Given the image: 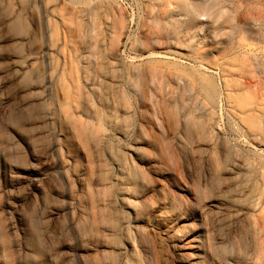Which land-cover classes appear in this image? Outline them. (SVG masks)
<instances>
[{
    "label": "bare ground",
    "instance_id": "6f19581e",
    "mask_svg": "<svg viewBox=\"0 0 264 264\" xmlns=\"http://www.w3.org/2000/svg\"><path fill=\"white\" fill-rule=\"evenodd\" d=\"M158 7L152 47L139 44L138 63L124 66V35L113 38L121 24L100 2L70 10L46 0L47 107L32 121L39 112L35 57L0 58L8 66L2 92L15 90L6 103L9 124L0 130V158L21 147L27 152L25 165H8L19 179L13 190L26 193L11 225L16 248L0 215V264H23L38 256L36 248L45 256L54 228H41L39 217L28 225L26 217L43 206V196L52 203L59 186L76 264H264V160L227 141L216 114L221 101L195 58L200 46L245 60L242 77L261 95V115L238 107L229 132L264 150V70L232 43L239 27H264V0H161ZM197 16L206 17L201 34L192 27ZM18 20L11 12L0 22V51L25 50L26 42L10 34ZM16 125L31 145H23ZM32 145L51 149L36 156ZM48 157L55 166L42 168ZM57 217L51 212L48 221ZM71 262L61 252L60 264Z\"/></svg>",
    "mask_w": 264,
    "mask_h": 264
},
{
    "label": "rangeland",
    "instance_id": "374dc122",
    "mask_svg": "<svg viewBox=\"0 0 264 264\" xmlns=\"http://www.w3.org/2000/svg\"><path fill=\"white\" fill-rule=\"evenodd\" d=\"M3 1L4 5L1 7L0 22L4 18L5 14H9L11 12L18 14V23L11 30L10 34L23 39L26 42V47L23 51L21 49L13 50V48H4L0 51V58L10 55L23 54H33L35 57V74H33L35 77L31 79V82L37 87V92H39V102L37 103L39 105V112L36 116L34 115V117H31L32 121L36 119L35 117L42 116L45 108L47 107L46 93L44 91L46 86L47 62L43 57L45 49V20L42 12L43 4L46 0ZM49 1L54 2L59 7L69 8L70 10L77 6L89 7L95 2H100L106 8L108 15H110V20L121 24L122 31L115 30L113 38H119L120 35H124V39L119 46V53L121 54L120 63L124 66L131 63H138L135 60V56L138 55L137 48L139 44L147 43L150 46L153 34H155L159 28L158 22L161 17V12L158 4L161 0ZM205 22V16H197L195 21L192 23L193 30L200 34L203 33L205 30ZM176 29L180 30V27L177 28L176 26L171 28V31H175ZM232 43H235L234 46H240L242 48V52L246 50L253 53L255 58L257 57L255 64L256 67H259L258 70H264V27L258 28V30L239 27L237 35L234 36ZM195 50L197 51L195 58L201 65L200 69L204 68L202 69V72L206 83L211 85L213 88L215 87L214 89L217 99L219 102L221 101L216 114L218 125L226 136L227 141L232 144L234 143V145L239 146L241 149L246 150L248 154L257 152V155L255 156L264 160V150L256 151L255 149H252L242 132H239L235 136L231 135L229 132L230 125L233 126L234 121L237 120L236 115L238 107L241 106L246 108V116L249 115L250 117H256L258 114L261 115L259 113V109L256 107V102L262 99H260L261 95L257 94L253 86H249L250 83H245L247 81L242 77V74L247 69L245 60L243 58L238 60L239 58H237L234 61L233 59L230 61L225 56V52L218 54L210 53L203 51L200 46L195 48ZM83 51H90V49L84 44ZM152 51L154 50L152 49ZM7 70V64L0 65V75L4 74ZM255 77L257 80L262 79L258 75H255ZM5 81L6 80L0 79V130L9 124L7 120L8 113L6 111V103L15 95V90H11L9 93L2 92V86ZM15 128L20 133L24 143L23 145H31L30 134L24 132L20 125H16ZM254 128L258 129L261 128V126L254 124ZM2 138V144L4 146V143L6 144L7 140L9 142V137L7 134H4ZM30 149L34 155L38 156L47 154V152L51 149V146L32 145V148L30 147ZM13 151H8L10 154L7 152V154L5 153L7 155L6 157L3 154L0 158V171L2 172V175L0 176V215L5 228L8 230L9 240L14 248H16L20 239L17 238V236H15L11 231V225L15 222L14 212L18 209L19 197L20 195L23 196L26 193V187H22V189L19 190H13L19 179L17 178V175H14L9 170L8 165L11 163L19 167L25 165L27 162V152L25 147H21L20 149ZM55 163L56 161L54 157H48L47 163L44 166L42 164L40 166L42 168L48 167V165L54 167ZM53 181L56 185L59 184L58 179L53 178ZM53 195L54 200L52 203H50L47 199H45V196H43V206L35 213L29 212L26 217L28 225H30L32 221L34 222L33 217H39L41 218V228L48 226L54 228L55 238L53 245L45 248V256H41V252L39 253L40 249L36 248L38 250V256L25 261L23 264H60L61 252L63 255L70 258L72 264H76V260L72 252L77 243L75 237L68 229L67 219L64 216L66 202L63 199L64 194L62 187L59 186L55 189ZM51 212L58 213V217L54 222L48 221V216ZM31 230L32 236L36 237L37 231L35 229ZM34 243L35 240H32L31 244L34 245ZM62 247H65L66 249L61 251Z\"/></svg>",
    "mask_w": 264,
    "mask_h": 264
}]
</instances>
